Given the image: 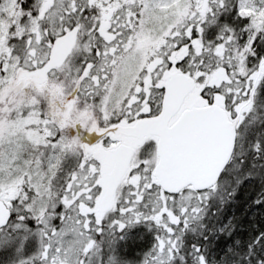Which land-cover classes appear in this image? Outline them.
<instances>
[{"label":"snow or ice","instance_id":"1","mask_svg":"<svg viewBox=\"0 0 264 264\" xmlns=\"http://www.w3.org/2000/svg\"><path fill=\"white\" fill-rule=\"evenodd\" d=\"M0 264H264V0H0Z\"/></svg>","mask_w":264,"mask_h":264}]
</instances>
